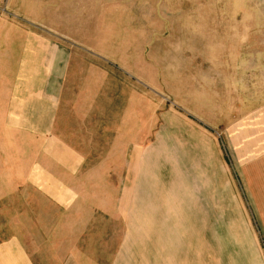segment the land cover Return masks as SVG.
Masks as SVG:
<instances>
[{
    "label": "crops",
    "instance_id": "1",
    "mask_svg": "<svg viewBox=\"0 0 264 264\" xmlns=\"http://www.w3.org/2000/svg\"><path fill=\"white\" fill-rule=\"evenodd\" d=\"M111 3L109 12L108 0H0V166L22 156V143L28 141L39 142L41 156L50 142L58 157H79L68 143L81 140L76 136L82 134L100 135V142L121 147L128 143L126 158L155 156L156 125L150 122L149 105L151 95L154 117L159 74L149 48L154 43L117 44L108 32L139 28L135 13L147 2ZM216 20L208 39L211 48L199 36L196 56L199 191H221L229 203L241 205V185L251 218L245 219V230L219 236L217 256L210 263L199 259V264H264V86H259L264 76V11L251 0L241 5L218 0ZM173 53L166 57L164 79L187 78L191 85L198 72L186 53ZM251 62L258 80L254 91ZM246 63L248 76L238 80L237 68L245 69ZM178 84L165 80L162 90L175 105L193 109V99L183 102L184 91L177 88L183 80ZM252 92L258 94L254 99ZM145 96L147 109L140 103ZM193 176L195 171L181 174V189H191ZM0 219V264H34L26 246L7 238V215L0 214Z\"/></svg>",
    "mask_w": 264,
    "mask_h": 264
},
{
    "label": "rangeland",
    "instance_id": "2",
    "mask_svg": "<svg viewBox=\"0 0 264 264\" xmlns=\"http://www.w3.org/2000/svg\"><path fill=\"white\" fill-rule=\"evenodd\" d=\"M108 1L109 7L114 1L147 2L135 13L139 28L108 32L112 40L119 39L117 44L128 40L141 47L147 41L154 43L149 47L159 71L154 117L151 95L149 105L150 122L154 120L156 125L155 156L148 160L126 158L131 151L128 143L121 147L119 143L100 142V135H77L81 140L68 143L81 154L79 157H58L50 142H45L41 156L39 142L22 143L26 144L22 156H13L11 164L0 166L5 169L0 173V214L7 215L3 223L6 236L26 246L34 264H199V259L210 263L217 256L219 236L245 230V219L251 218L241 185L237 184L241 205L229 203V196H220L221 191H199L196 56L199 36L204 37V47H210L218 0ZM242 1L235 0L237 5ZM251 1L253 7L264 11V0ZM252 33V41L257 42L256 31ZM171 52L188 55L189 64L198 72L193 74L191 85L187 78L164 79L166 57ZM248 65L237 68L238 80L247 78ZM250 65L254 91L258 85L256 65ZM165 80L177 84L183 80L177 88L184 91L180 94L183 102L193 99V109L171 102L162 90ZM259 86H264V76ZM256 95L252 92V99ZM140 103L147 109V96L140 98ZM205 129L212 132L207 126ZM85 137L95 139L82 140ZM185 171H195L197 176L189 182L191 189L183 190L180 177Z\"/></svg>",
    "mask_w": 264,
    "mask_h": 264
}]
</instances>
